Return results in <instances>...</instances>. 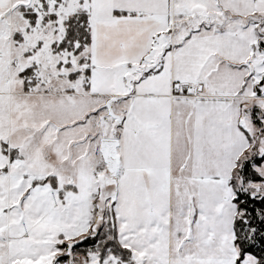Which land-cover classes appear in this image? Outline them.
<instances>
[{"label":"snow or ice","instance_id":"6c2138e0","mask_svg":"<svg viewBox=\"0 0 264 264\" xmlns=\"http://www.w3.org/2000/svg\"><path fill=\"white\" fill-rule=\"evenodd\" d=\"M0 264H264V0H0Z\"/></svg>","mask_w":264,"mask_h":264}]
</instances>
